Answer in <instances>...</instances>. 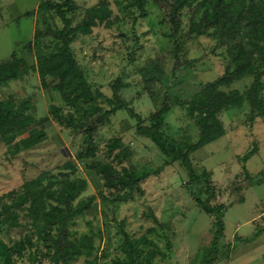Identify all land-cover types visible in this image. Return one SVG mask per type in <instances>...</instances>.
<instances>
[{
    "label": "rangeland",
    "instance_id": "obj_1",
    "mask_svg": "<svg viewBox=\"0 0 264 264\" xmlns=\"http://www.w3.org/2000/svg\"><path fill=\"white\" fill-rule=\"evenodd\" d=\"M64 1L0 0V62L25 55L32 65L28 74L3 86L1 96L13 93L29 97L31 111L44 130L40 142L28 149L16 145L30 135L31 128L14 141L0 136V205L10 199L13 190H20L26 181L43 173H48V177L63 170L72 173V169H64L70 161L78 165L77 174L89 182L81 197L98 195L103 183L88 164L94 160L110 161L106 154L108 144L121 138L130 151L125 164L145 174L141 181L144 192L135 191L127 200L112 195L105 200L97 197L93 206L72 225L76 236H93L97 250L91 257H79L75 264H116L118 259H126L121 248L125 232L134 239L146 236L157 243L163 254L156 256L155 264H195L199 251L213 238V219L196 203L187 173L180 164L166 157L150 138L138 134L137 120L128 110L112 113L98 126L94 133L98 153L82 158L85 128L76 131L67 121L73 114L75 122L83 125L99 114H82V110L72 106L62 108L58 115L52 112L49 88L42 84L37 56L39 51L54 49L57 41L51 37L36 39L35 33L48 24L64 27L58 6ZM74 1L77 10L68 16L76 24L89 7L101 0ZM108 1L113 11L112 25H98L92 34L78 35L72 42L76 59L92 88L112 97L114 84L120 80L124 83L121 96L142 115L146 124L168 101L172 108L166 115L164 131L179 141L196 143L200 129L183 103L207 83L224 76L229 68L233 69L234 41L225 43L213 28L205 33L188 34L192 17L189 10L183 15L177 41L165 9L155 2L149 5V14L141 17L139 11H123L115 0ZM225 1L230 10L237 12L245 9L250 0ZM204 9L200 7L196 18ZM29 12L34 14L28 16ZM257 78L249 75L223 89L246 93ZM47 80L48 86L53 85L52 78ZM260 80L263 83L260 97L264 101V74ZM98 104L104 109L112 107L104 98ZM220 117L225 134L193 152L192 159L196 166L213 172L219 199L227 200L236 186H245L246 154L252 153L246 163L250 172L256 174L264 169V109L253 110L246 100L240 108L225 109ZM50 181L49 177L44 183ZM241 193H245V201L234 203L226 214V234L215 264H264V184L246 187ZM20 221L21 226L10 227L0 218L1 234L11 245L33 233L31 220L23 211ZM16 264L52 262L46 257L33 261L27 253L16 256Z\"/></svg>",
    "mask_w": 264,
    "mask_h": 264
},
{
    "label": "trees",
    "instance_id": "obj_2",
    "mask_svg": "<svg viewBox=\"0 0 264 264\" xmlns=\"http://www.w3.org/2000/svg\"><path fill=\"white\" fill-rule=\"evenodd\" d=\"M121 10L139 11V16L149 14V5L155 2L165 9V14L172 25V36L180 40L183 15L185 10L192 12L188 34L205 33L213 28L225 43L231 44L233 69L215 81L207 83L202 91L195 94L189 101L183 103L188 113L196 120L200 129V137L196 143L182 142L164 131L166 115L172 106L166 101L158 109L150 124H146L142 115L137 113L130 103L121 96L124 83L120 80L114 84L112 97L106 96L100 90H94L88 81L85 71L80 66L72 49V42L78 35H89L98 25H112L113 11L109 9V1L89 7L84 17L74 24L68 14L77 10L74 0H65L58 4L64 27L57 28L48 24L46 28L38 29L35 38L51 37L57 41L54 49L48 52L39 51L38 72L42 84L49 88L54 114L66 107L72 106L82 110V114L98 113L99 115L85 124L76 123L70 114L68 125L76 131L85 128V152L82 158L95 157L99 147L94 139L98 126L107 117L118 110H128L137 120L138 134L150 138L161 152L173 162H177L186 171L192 195L200 208L213 219V238L210 244L201 249L195 258V264H215L222 247V237L226 234V214L236 202L245 201L246 187L264 184V169L256 174L250 172L247 161L252 156H244L245 186L238 185L231 192L227 200L219 199V189L213 179V172L207 167L195 165L192 154L204 146L216 141L225 134V127L220 114L228 108H240L248 100L253 110L264 109V101L260 97L263 83L260 75L264 74V0H250L243 10L233 12L228 8L225 0H115ZM201 6L205 9L199 18L196 14ZM34 12L27 15L32 16ZM176 41V47L179 43ZM32 47L30 43L29 48ZM31 63L27 56H14L10 60L0 62V136L14 141L17 136L24 135L28 128L32 132L22 139L23 146L31 148L37 145L42 137L43 129L32 112V102L29 97H18L10 93L1 96L2 87L10 81L22 78L31 70ZM254 75L258 78L246 93L239 89H223L234 81L246 76ZM52 78L53 85L48 86L47 78ZM104 98L112 105L104 109L98 104ZM106 154L110 161L94 160L88 164L102 180L103 189L99 194L81 197L88 187V180L77 174L78 165L68 162L66 170L52 174L49 184H45L48 173L26 181L20 190H13L8 201L0 205V218L3 224L10 227L21 226L22 211L30 218L33 233L23 239L14 241L13 245L6 242L0 230V264H16V256L29 254L33 261L40 257L50 259L52 264H75L79 257H91L97 247L95 239L89 234L76 236L72 225L76 219L85 214L93 206V202L100 197L107 199L110 195L118 200H127L135 191L144 192L141 181L145 174L134 166L125 164L130 157L128 146L121 138H114L108 144ZM125 240L121 248L126 259H118L116 264H155L158 254H163L157 243L146 236L138 239L124 233ZM147 245L151 247L146 248ZM159 264V263H157Z\"/></svg>",
    "mask_w": 264,
    "mask_h": 264
},
{
    "label": "crops",
    "instance_id": "obj_3",
    "mask_svg": "<svg viewBox=\"0 0 264 264\" xmlns=\"http://www.w3.org/2000/svg\"><path fill=\"white\" fill-rule=\"evenodd\" d=\"M39 124V123H38Z\"/></svg>",
    "mask_w": 264,
    "mask_h": 264
}]
</instances>
